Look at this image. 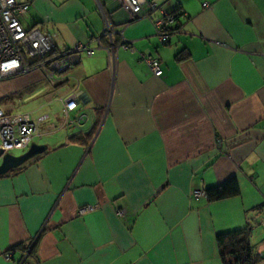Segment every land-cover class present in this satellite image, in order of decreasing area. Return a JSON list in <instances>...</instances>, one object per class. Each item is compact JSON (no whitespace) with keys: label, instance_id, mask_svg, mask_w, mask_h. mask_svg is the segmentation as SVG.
<instances>
[{"label":"crops","instance_id":"obj_1","mask_svg":"<svg viewBox=\"0 0 264 264\" xmlns=\"http://www.w3.org/2000/svg\"><path fill=\"white\" fill-rule=\"evenodd\" d=\"M26 1L22 25L59 52L95 48L109 23L113 55L103 38L58 84L40 72L0 84L3 98L46 84L41 108H58L39 116L47 151L0 178V264H20L28 245L24 264H222L216 236L248 226L264 264V0H148L183 15L166 44L159 13L130 22L115 0ZM139 54L160 61V78ZM73 93L85 122L66 128L60 99ZM233 177L235 198L192 197Z\"/></svg>","mask_w":264,"mask_h":264},{"label":"built area","instance_id":"obj_2","mask_svg":"<svg viewBox=\"0 0 264 264\" xmlns=\"http://www.w3.org/2000/svg\"><path fill=\"white\" fill-rule=\"evenodd\" d=\"M118 6L124 10L130 22L140 18H150L155 13L159 17L154 19V27L159 41L166 44L170 38L180 33L178 17L164 12L160 7L148 0H115ZM208 8V4H202ZM29 5L25 0L22 3L16 0H0V84L19 77L28 76L37 72L45 75L50 85L58 84L64 75L73 70L82 56L90 58L95 51L103 48L101 38L110 41L107 51L113 55V31L109 23H106L103 35L95 40V48L88 44H79L72 48L59 52L56 49L53 38L37 27L24 28V21L28 14ZM120 47L134 53L136 50L129 42L122 41ZM140 60L146 64L151 74L160 78L162 70L160 61L156 58L139 54ZM77 93L70 94L60 99L64 127L79 128L85 122L84 116L71 117L77 109L80 101ZM45 117L32 118V113L21 114L5 111L0 108V162L2 158L14 151L27 152L35 139L43 136L41 129ZM194 199L205 198L202 191L192 194ZM94 210V207L84 206L78 210V216H83ZM119 217L124 212L117 211ZM264 226V220L260 223ZM264 245V242H263ZM12 259L10 253L6 256ZM29 258V251L21 254L20 264H24Z\"/></svg>","mask_w":264,"mask_h":264},{"label":"trees","instance_id":"obj_3","mask_svg":"<svg viewBox=\"0 0 264 264\" xmlns=\"http://www.w3.org/2000/svg\"><path fill=\"white\" fill-rule=\"evenodd\" d=\"M104 38V37H103ZM101 38V40L103 39ZM182 59L181 53L178 57ZM6 102L10 100V96L3 98ZM38 157L27 162L25 165L18 169L11 171L9 174L14 175L23 171L30 162L35 161ZM7 174V175H9ZM5 175V176H7ZM4 177V176H2ZM0 177V178H2ZM205 198L209 203L220 202L223 200L235 198L240 195V187L235 177L231 178L222 185L208 188L204 191ZM251 228L248 226L245 229L232 231L216 236V245L219 252V258L222 264H256L257 259L253 254V248L250 242ZM33 245L24 246L23 250L29 251V255H32Z\"/></svg>","mask_w":264,"mask_h":264},{"label":"rangeland","instance_id":"obj_4","mask_svg":"<svg viewBox=\"0 0 264 264\" xmlns=\"http://www.w3.org/2000/svg\"><path fill=\"white\" fill-rule=\"evenodd\" d=\"M41 73V72H40ZM39 73V74H40ZM32 75V74H31ZM42 75H44L42 73ZM30 76V75H28ZM45 76V75H44ZM23 78L24 81L30 82L31 80L29 77L24 76V77H19ZM8 82V81H5ZM2 82V83H5ZM33 85V86H32ZM32 85L28 86L26 85V90L21 91V92H14L10 95V100L9 102H2L3 101V94L2 89H0V108L5 110V111H10L12 113H21V114H32V118L36 119L39 116L46 115V113L51 114V116L54 114V112H57V105L54 103H51V106L48 108H41L42 105L45 103V96L47 94V86L46 84H36L32 83ZM41 108V109H38ZM8 109V110H7ZM35 144L40 145V140L35 139L34 140ZM23 152L19 151H14L11 153L12 156L17 157L22 155Z\"/></svg>","mask_w":264,"mask_h":264},{"label":"water","instance_id":"obj_5","mask_svg":"<svg viewBox=\"0 0 264 264\" xmlns=\"http://www.w3.org/2000/svg\"><path fill=\"white\" fill-rule=\"evenodd\" d=\"M47 149L45 145L32 143L27 152L20 156L14 157L10 154L4 156L0 162V177L9 174L11 171L20 168L34 158L41 156Z\"/></svg>","mask_w":264,"mask_h":264}]
</instances>
